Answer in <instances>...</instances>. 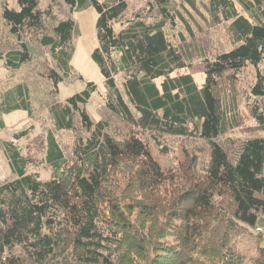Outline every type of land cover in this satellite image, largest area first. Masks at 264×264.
<instances>
[{"label": "trees", "instance_id": "1", "mask_svg": "<svg viewBox=\"0 0 264 264\" xmlns=\"http://www.w3.org/2000/svg\"><path fill=\"white\" fill-rule=\"evenodd\" d=\"M2 1L10 35L42 30L40 0H14L15 8ZM63 1L71 12L95 10L91 60L103 78V108L117 122L90 119V82L52 102L53 131H73L78 121L88 136L76 133L68 155L48 131L47 181L27 173L12 142L2 144L15 178L0 184V264H242L228 245L264 223V0H182L188 18L172 12L170 0H154L161 20L151 23L123 21L126 0ZM194 17L214 28L226 23L227 48L213 51ZM177 21L183 32L171 38L165 27ZM76 35L67 19L38 40L54 62V86L71 73ZM20 46L6 53L5 67L31 59L33 49ZM248 67L255 103L253 123L243 129L238 84ZM187 68L204 75L200 85L190 73L177 74ZM27 91L17 85L5 93L0 113H30ZM176 140L184 162L165 173L150 146L168 156ZM251 264H264V247Z\"/></svg>", "mask_w": 264, "mask_h": 264}, {"label": "rangeland", "instance_id": "2", "mask_svg": "<svg viewBox=\"0 0 264 264\" xmlns=\"http://www.w3.org/2000/svg\"><path fill=\"white\" fill-rule=\"evenodd\" d=\"M170 2L172 12L176 14L182 13L188 18V12H191V10L183 4L182 0H170ZM199 2L200 0H196L198 6ZM126 3L127 10L123 21L140 18L151 23L161 20L154 0H126ZM6 4L10 8H15L14 0H7ZM235 4L238 11L245 14L236 2ZM2 5L3 1L0 0V54L2 53L0 57V110L3 109L2 98L5 93L17 85H23L28 89L31 112L16 110L10 113H0V184L15 178L3 151L2 144L4 142H12L20 150L21 155L27 161V173L36 174L39 180L47 181L52 177V172L46 162V135L48 131L53 132L60 149L64 154L68 155L72 153L75 137L77 136L76 133L80 132L79 136L82 138L88 136L86 131L79 128L78 121H76V128L73 131H53L49 114L51 103H64L67 98L82 92L86 83L90 82L95 85L96 89L85 105L86 113L93 122L101 118H110L103 108L105 97L103 78L99 69L91 60V53L97 46L95 34L96 13L91 7L83 11L71 12L63 0H40L39 10L45 13L42 30H30L26 36L23 35L20 39H16L9 34L1 18ZM194 18L196 21L191 22L193 24L201 22L203 28L207 31L213 51H221L227 48L226 23L214 28V26L210 25V22L201 21L198 17ZM67 19L75 22L77 27V35L72 39L74 53L70 61L71 73L67 78H62L58 86H54L48 77L49 72L55 69L54 62L51 59L49 50L40 45L38 40L44 35H51L52 27L56 22ZM169 24L167 23L165 27L166 30L169 26L167 30L169 37L174 38V35L183 32V27L179 21H177L176 25ZM21 43H26L33 49L31 59L18 69L5 67L4 56L12 49H22ZM260 71L264 76V63L260 65ZM183 73L193 75L198 85L201 84L204 77L198 68H187L177 72V74ZM252 73L253 71L250 67L244 68L240 74L238 84L240 98L239 123L243 129L253 123L249 108L254 105L255 98L247 94L254 83ZM116 80L118 84L123 81L121 76H118ZM156 83L159 85L160 80H157ZM110 121L113 124L117 122L112 118H110ZM182 145L183 143L180 140H176L174 147H168V153L170 152L168 156L162 154L159 148L154 145L150 146V153L152 158L167 173L170 169L184 162L181 152ZM204 156L206 157V154ZM219 199L216 198V201H219ZM258 227L262 228L261 232L257 231ZM251 231L253 235L242 233L234 237L228 245L233 254L241 257L242 264H251L258 256L259 247H264V223L257 225L255 230L251 229ZM258 234H261L262 237L260 242L256 238Z\"/></svg>", "mask_w": 264, "mask_h": 264}, {"label": "built area", "instance_id": "3", "mask_svg": "<svg viewBox=\"0 0 264 264\" xmlns=\"http://www.w3.org/2000/svg\"><path fill=\"white\" fill-rule=\"evenodd\" d=\"M257 231H258V232H261V231H262V228L258 227V228H257Z\"/></svg>", "mask_w": 264, "mask_h": 264}]
</instances>
